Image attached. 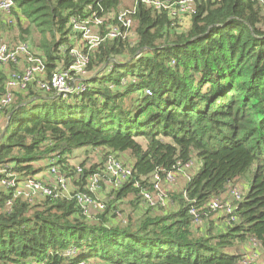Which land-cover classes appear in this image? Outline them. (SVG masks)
Instances as JSON below:
<instances>
[{
	"label": "trees",
	"instance_id": "trees-1",
	"mask_svg": "<svg viewBox=\"0 0 264 264\" xmlns=\"http://www.w3.org/2000/svg\"><path fill=\"white\" fill-rule=\"evenodd\" d=\"M13 2L23 34L27 20L49 36L41 46L49 78L72 61L70 18L111 14L121 0ZM193 3L189 24L176 31L166 9L136 0L135 42L105 39L89 54L79 92L43 96L35 82L15 92L2 114L0 162L18 175H37L46 164H36L56 153L60 170L82 189L84 178L68 164L81 147L127 151L132 174L95 216L67 197L15 198L7 206L11 194L0 189V264H239L235 245L256 241L264 250L263 8L258 0ZM6 79L0 69V93ZM193 159L198 169L168 195L171 210L114 221L119 199L138 207L139 188L155 173ZM83 167L85 174L97 169ZM242 177L248 190L236 208L212 219L205 204Z\"/></svg>",
	"mask_w": 264,
	"mask_h": 264
},
{
	"label": "built area",
	"instance_id": "built-area-1",
	"mask_svg": "<svg viewBox=\"0 0 264 264\" xmlns=\"http://www.w3.org/2000/svg\"><path fill=\"white\" fill-rule=\"evenodd\" d=\"M264 10V0H258ZM144 4L152 6L156 10L166 9L170 19L180 15L185 16L194 13L193 0H141ZM13 0H0V17L5 24L14 23V15L11 11ZM135 5L131 9H124L114 14H91L87 17L72 16L68 26L72 32L74 45L70 51L71 63L66 68L54 72L49 78L46 74L44 57H34L29 50L28 41L0 42V69L7 71V79L4 91L0 93V118L5 109L14 100L15 92L25 91L28 85L35 82L43 96L50 94L52 90L60 94L77 93L84 88L82 79L88 76L89 54L92 53L105 39L117 37L125 38L126 32L133 24ZM110 20L111 22H106ZM75 46V47H74ZM45 171L53 179L43 180L39 177L18 175L10 169V164L0 162V187L11 194L6 205L10 206L12 200L20 198L30 203L36 199L52 196L74 199L83 214L95 208L103 210L105 201L98 200L94 193L101 188L104 179L109 180L114 189L124 185L132 174V166L124 163L119 155L109 153L103 162L93 172L85 174L83 166H75V174L84 178L82 189L69 185V179L58 165L59 157L47 155L45 158ZM193 162L181 167H191ZM174 169L159 175L155 173L150 182L139 188L141 204L150 209L166 207L168 196L163 183H173L176 180L179 169ZM77 180V179H75ZM233 191V190H232ZM232 201L235 204L222 205L219 198H211L205 207L209 211L218 214H229L236 208V203L242 199V194L232 193ZM193 224L200 226L202 218L196 210H190ZM251 249L247 254H242L239 264H252L257 259L258 243L249 242ZM256 252V253H255ZM67 254H72L67 251ZM259 254V253H258ZM260 255V254H259ZM261 264H264V256Z\"/></svg>",
	"mask_w": 264,
	"mask_h": 264
},
{
	"label": "rangeland",
	"instance_id": "rangeland-1",
	"mask_svg": "<svg viewBox=\"0 0 264 264\" xmlns=\"http://www.w3.org/2000/svg\"><path fill=\"white\" fill-rule=\"evenodd\" d=\"M136 0H121V3L119 5V7H117L116 9H114V12L111 13H119L120 11L124 10V9H131L134 5H135ZM11 11H18L16 10V8H14V5L11 9ZM184 17L188 18L186 15L182 16L180 15L179 17H176L174 19L173 25L175 26V30L176 31H180L181 29H184L187 27V23H185L186 19H184ZM3 18L0 17V42H18V41H28L30 48L29 50L31 51L32 55L34 57H45L44 54V50L41 49V46L44 45L45 41H49V36L46 35V33L44 32H40L38 29H36V27L34 25H29V22L27 20L22 21L21 25L23 28L26 27H30L29 30V34H23L18 26V24L16 23V19L14 16V23H8L5 24L4 21L2 20ZM177 19H179V21L176 23ZM5 24V25H3ZM69 25V24H68ZM135 24L133 23L131 28L128 29V31L126 32V39L130 42V43H134L135 39H136V33H135ZM262 26L264 27V22H262ZM26 39V40H23ZM75 47V46H74ZM63 51V50H62ZM16 101L17 97L14 98ZM6 124H7V120L5 119H1L0 121V133L1 131L6 128ZM51 157H58V155L56 153H50L48 154ZM106 153L102 151L101 148H91V147H81V148H77L73 151L71 158H69L68 160V164L69 166H86V167H98L101 165V163L104 160ZM119 158L126 164L131 165V163H128V160L130 158V154L126 151L123 153H119ZM132 159V158H131ZM45 164V160L42 159L41 161H39L36 165H44ZM182 166V165H180ZM66 169L68 170L67 166ZM198 169V165H197V161H195L193 159V165L189 168L187 167H181L178 172V175L176 177L175 182L173 183H163V187H165V189L167 190V196L173 192L172 190L169 191L168 189L171 188L172 185H183L185 184L186 181V177H188L190 174H192L194 171H196ZM41 175H35V177H40ZM74 177V176H72ZM248 179L246 177H242L239 180L234 182L233 186H228L225 193H223L220 197L219 200L221 202L222 205H231V204H235L234 201H232L231 197H232V193L233 192H238V193H243L244 191L248 190ZM69 181V185L71 183H73L75 181V178L73 180L70 179ZM183 183V184H182ZM0 189H3L0 187ZM175 190V189H173ZM233 190V191H232ZM170 192V193H169ZM108 194V193H107ZM106 194V195H107ZM110 194H108V196H106V198L104 199L106 201V203L109 201L108 199H110ZM129 198L126 199H119L117 202V205L115 207V211L118 214V217L114 220L119 221V223H126L127 219H132L133 223H138L140 220H142L146 215L152 214V215H162L166 210H171L173 208V204L169 199L168 196V202H167V206L166 207H159L156 209H150V208H144L145 206L142 205L141 203L136 206H132L131 203L128 200ZM100 201H102L101 199H98ZM141 202V201H140ZM92 210H90V212L88 211L87 214H90L88 216H95L98 214V211L95 208H91ZM223 214H218L215 213L212 216V219H216V217H220ZM206 217V216H205ZM194 225V224H193ZM195 226V225H194ZM197 227L202 226V223L200 226L196 225ZM206 226H202V229L204 230ZM251 249V246L249 244V241L241 244V245H235L233 248H231V251H235L236 253L239 254H247ZM258 253H256L257 259L254 260L252 262V264H261V261L263 260V256H264V250L260 247H258L257 250Z\"/></svg>",
	"mask_w": 264,
	"mask_h": 264
},
{
	"label": "crops",
	"instance_id": "crops-1",
	"mask_svg": "<svg viewBox=\"0 0 264 264\" xmlns=\"http://www.w3.org/2000/svg\"><path fill=\"white\" fill-rule=\"evenodd\" d=\"M262 17H263V20H262V22H264V10H262ZM184 19H186V21H185V23H187V25L189 24V18H186V17H184ZM1 119H4L3 117L2 118H0V121H1ZM3 134V130L1 131V133H0V141H1V138H2V135ZM132 159L131 158H129V160H128V163H131L132 164ZM37 175H41L39 178H41V179H43V180H46V181H51L53 178L48 174V173H46V171L44 170V169H42L39 173H37ZM68 179L70 180V179H72V178H70V177H68ZM75 182H73V183H71V185L72 186H75V184H74ZM83 184V183H82ZM183 184V183H182ZM114 187H113V185H112V183L109 181V180H107V179H104V180H102V182H101V188L99 189V191L98 192H96V193H94L93 195H94V197H96L97 199H101V200H104L105 198H106V196H108V194H110L111 195V191H112V189H113ZM183 188V185L181 186V185H172L171 186V188H169L168 190L169 191H179V190H181ZM173 189H175V190H173ZM108 193V194H107ZM170 193V192H169ZM172 193V192H171ZM107 194V195H106ZM109 197H111V196H109ZM105 201V200H104ZM98 212L100 213L101 211L100 210H98ZM118 212V211H117ZM90 215V214H89ZM94 216V215H93Z\"/></svg>",
	"mask_w": 264,
	"mask_h": 264
},
{
	"label": "water",
	"instance_id": "water-1",
	"mask_svg": "<svg viewBox=\"0 0 264 264\" xmlns=\"http://www.w3.org/2000/svg\"><path fill=\"white\" fill-rule=\"evenodd\" d=\"M5 130H6V128L3 129V134H4ZM3 134H2V135H3Z\"/></svg>",
	"mask_w": 264,
	"mask_h": 264
}]
</instances>
